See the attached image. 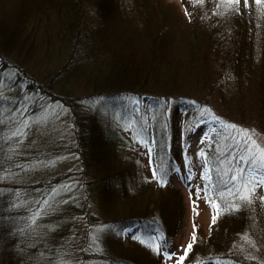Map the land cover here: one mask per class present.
Wrapping results in <instances>:
<instances>
[{
    "label": "trees",
    "instance_id": "16d2710c",
    "mask_svg": "<svg viewBox=\"0 0 264 264\" xmlns=\"http://www.w3.org/2000/svg\"><path fill=\"white\" fill-rule=\"evenodd\" d=\"M190 1L197 3V0ZM240 8L239 14L232 16V27L241 28L239 37L246 43L245 50L253 41L252 33L259 28V15H253L257 6L250 9V14ZM212 13L216 17L215 10H201V30L190 33L179 29L174 7H166L162 0H134L131 9L124 0H0V264H54L56 259L72 252L69 242L58 237L59 229L48 225L49 221H55L52 213L37 216L40 207L54 199L58 187L77 175L83 179L77 188L91 195V212L88 208L61 209L59 215H84L91 225L112 231L150 227L160 232L167 242L170 240L173 220L177 218L178 195L168 199L162 195L153 197L144 188L131 193L127 186L139 173L135 172V165L120 157L127 141L120 131L104 124L86 107L99 100L112 102L127 96L139 99L156 96L166 101L191 98L184 93L188 87L181 83L183 73L198 67L209 72L213 69V65L208 66ZM218 21L214 22V29H222L226 24ZM43 22L45 26L55 27L70 51L59 69L46 78H39L27 67V62L39 51ZM47 34L50 37L51 33ZM238 48L242 56L235 62L241 65L239 72L246 73L252 67L251 57L244 58L243 42ZM260 68H253V76L255 71L262 76L259 83L263 89L259 92L262 109L258 113L264 128V66L256 70ZM79 79L84 80L80 88L86 93L75 96ZM30 95L35 103H28ZM47 104L67 111L65 116L69 117L74 134L71 149L77 159L66 171L49 177H33L26 170L61 149V146L50 150L39 147L30 137L29 128L23 126L27 118L43 111ZM193 104L184 106V110L190 112ZM178 134L177 129L175 136ZM219 138L217 135L212 139L206 154L216 170L213 184L219 186L209 195L221 206V212L216 228L203 242L204 249L197 236L189 260L191 264L214 260L222 261L221 264H264V250L253 257L235 254L243 236H250L252 220L264 232V199L253 196L257 207L252 211L239 198L243 180L231 179L239 169L238 154L231 159L233 149L227 151L231 138L223 143L218 142ZM173 139L152 152L154 170L158 164L171 160L168 148L176 154L173 161L179 162L180 152ZM225 182L227 187H223ZM220 189L224 199L218 198ZM225 203L237 207L224 211ZM40 219L43 223L36 226ZM131 239L127 247L115 252L108 248L109 253L101 254L91 248L89 253L82 250L80 256L82 260L90 258L107 264H162L150 246L141 242L134 244ZM260 246L253 242V249ZM209 249H213L211 255Z\"/></svg>",
    "mask_w": 264,
    "mask_h": 264
},
{
    "label": "rangeland",
    "instance_id": "374dc122",
    "mask_svg": "<svg viewBox=\"0 0 264 264\" xmlns=\"http://www.w3.org/2000/svg\"><path fill=\"white\" fill-rule=\"evenodd\" d=\"M162 1L166 7H174V16L179 29L190 31V33L200 28L201 10L216 11V17L213 13L211 14L212 23L209 24L211 31L208 37L210 44L208 66L213 65L212 71L198 67L190 73H183L181 83L188 87L184 93H188L187 95L191 98H172L166 101L156 96L141 99L127 96L112 102L99 100L87 105L86 109L89 113L92 110L104 124L120 131L127 141L120 150V157L135 165V172L139 173L135 181L127 186L131 193L144 188L153 197L162 195L164 199H168L173 198L174 194L178 195L179 203L175 210L177 218L173 220L172 236L167 242L160 232L150 227L112 231L104 226L91 225L84 215L74 217L72 213L66 216L59 215L61 209L75 211L88 208L91 212V195L77 188L83 181L82 177L77 175L70 177L58 187L52 197L54 199L47 205L41 206L38 211L37 217L46 212L52 213L55 221H49L48 225L59 229L58 237L65 238L72 251L66 257L56 259L54 264H107L90 258L82 260L80 253L83 255L82 250L85 249L89 253L91 248L101 254L109 253L108 248H112L115 252L120 247H127L131 238L134 244L141 242L142 245L150 246L154 254L161 259L162 264H178L181 256L185 257L183 264H191L189 259L192 248L187 252L186 249L189 243L193 247L192 237L199 236L203 243L207 235L216 228V220L213 223V216L217 215L216 208L208 200L209 192L205 189L208 181L203 178V174L205 169H208L212 185H214L216 170L210 164L211 160L206 150L210 148L212 139L217 135L220 136L218 142L222 143L228 137L231 138L232 144L227 148V151L233 149L229 155L231 159L238 154L239 169L244 170L242 195L247 194L250 197L251 202L245 200L249 210L253 211L257 207L253 202V196L260 199L264 194V186L256 187L254 192L244 187L245 182L252 176H256L257 179L264 176V161H260L258 155L253 157L255 148L252 152L248 151L245 145L247 143L250 147L251 144L241 133L242 129L250 130L259 149L264 151V128L259 123L258 113V109H262L259 104V92L263 91L259 88L262 76L258 71H255L253 76L254 67L261 66L256 70H262L264 66V0L259 5L255 3V0H248L247 4L241 0L239 4L231 5L222 3L221 0H197L194 4L190 0ZM124 3L130 9L134 6V0H124ZM253 6L258 8L253 15H259L257 19L259 28L252 33L253 41L244 50L246 43L239 37L241 28L232 27V16L239 14L240 7L246 10V14H250ZM217 18L226 23L222 29L219 27L214 29ZM44 24L46 25L43 22L40 28L39 51L30 62H27L29 65L27 67L39 78H46L59 69L66 62L70 51V48L63 43L61 36L53 29L55 27ZM48 32L51 33L50 37ZM241 42H243L244 58L251 57L252 63L251 69L246 73H240L241 65L235 62L242 56L238 48ZM82 78L85 80L84 76ZM84 80L81 82L79 79V83L75 84V96L86 93L80 88H83ZM35 101V98L30 95L28 103H35ZM190 101L194 102V108L189 112L183 107L192 105ZM60 108L58 105L47 104L43 111L34 115L33 118H27L23 125L29 128L30 137H33L34 143L39 147L50 150L61 146V149L55 151L49 158L42 159L41 162L26 170L29 176L49 177L75 165L77 157L71 149L74 144L72 124L69 117L65 116L67 111L63 112ZM201 124L204 127H200ZM230 125H236V128L233 129ZM177 129L179 134L175 136ZM172 139L176 141V150L180 152L179 162L173 161L176 154L174 150L171 151L168 148L167 153H170L172 161L168 160L169 162L164 165L158 164L154 176L152 152L162 149ZM219 147H221L220 144H217V148ZM201 151L205 153L204 156L199 155ZM241 156L244 157V161H241ZM250 158L254 162H250ZM161 178H163V184L160 182ZM228 182H230L229 177ZM252 187V184L248 185V189ZM214 202L217 204L216 201ZM64 213L66 214V211ZM45 220V222L48 221L47 218ZM42 221L44 220H37L36 226L41 225ZM249 228H251L250 236L246 235L247 239L243 236L242 242L236 247V256H258L264 250V232H260L258 223L252 220ZM46 232L49 235V231ZM108 240L110 242L107 243ZM253 242L260 243L261 246L253 249ZM156 245H159L160 251L154 250ZM205 246L203 243V249ZM212 253L213 249H209V254ZM236 256L234 255L233 258ZM221 263L223 262L214 260L207 264Z\"/></svg>",
    "mask_w": 264,
    "mask_h": 264
},
{
    "label": "snow or ice",
    "instance_id": "6c2138e0",
    "mask_svg": "<svg viewBox=\"0 0 264 264\" xmlns=\"http://www.w3.org/2000/svg\"><path fill=\"white\" fill-rule=\"evenodd\" d=\"M221 2H222V3H223V2H226V3H228V4L231 5V4H239V3L241 2V0H221ZM247 2H248V0H244V3H245V4H247ZM255 3L259 5V4L262 3V0H255ZM230 127H232L233 129H235V128H236V125H230ZM241 133H242V135L244 136L245 140L248 141V142H250V144H251L250 147L248 146L247 143H246V145H245V146L247 147L248 151H249V152H252V151H253V148H255V149H256V152L253 153V157H255V156L258 155L259 160H260V161H264V151H261V150L259 149V146L256 144V141L253 139V133H251L250 130H243V129L241 130ZM199 155L204 156L205 153H204L203 151H201V152L199 153ZM240 159H241V161H244V157H243V156H241ZM250 162H254V161L252 160V158H250ZM153 175H154V176L156 175V171H155V170H153ZM237 177H239V178L242 179V180L244 179V170H243V169H238V170H237L236 175H233V176L231 177L232 181H236V180H237ZM203 178H204L206 181H208V183L205 185V189H206L209 193L212 191V188H213V187H218V188H219V186H214V185H212L211 177H210V175H209V170H208V169H205L204 174H203ZM160 182H161V184L164 183L163 178H161V181H160ZM249 184H252V185H253V187H252L251 189H248V185H249ZM261 186H264V176L260 177L259 179H257L256 176H252V177H251L250 179H248V180L245 182V184H244L245 189H247L248 191H253V192L255 191L256 187H261ZM223 187H227V183H226V182L223 184ZM237 192H239V189H237ZM197 195H198V194H197ZM218 198H219V199H224V195H223V191H222V189H220V190L218 191ZM239 198L242 199V200H247L248 202H251L250 197H249L247 194L242 195V196H240ZM261 199H264V197H262ZM208 200H209L210 203H213V206L216 208V213H217V215H216V216H213V223H215V220H216L217 216H218V215L220 214V212H221V206H220L219 204H215V202L212 200V198H211L210 195L208 196ZM236 207H237V206L234 205V204L225 203L224 206H223V210H224V211H227V210H229V209H235ZM194 228H195V226H194ZM192 239H193V241H195V239H196L195 236H193ZM245 239H247V237H245ZM191 248H192V244L189 243V244L187 245L186 252H187L188 250H191ZM154 250H155V251H160L159 245H156L155 248H154ZM184 259H185V257H183V256L179 257L178 264H183V260H184Z\"/></svg>",
    "mask_w": 264,
    "mask_h": 264
},
{
    "label": "bare ground",
    "instance_id": "6f19581e",
    "mask_svg": "<svg viewBox=\"0 0 264 264\" xmlns=\"http://www.w3.org/2000/svg\"><path fill=\"white\" fill-rule=\"evenodd\" d=\"M202 127H203V125H202Z\"/></svg>",
    "mask_w": 264,
    "mask_h": 264
}]
</instances>
